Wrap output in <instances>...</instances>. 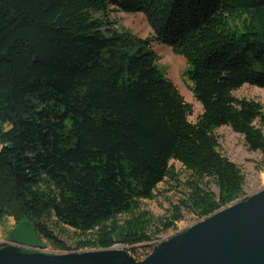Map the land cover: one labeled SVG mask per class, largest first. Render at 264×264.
<instances>
[{"label": "trees", "instance_id": "trees-1", "mask_svg": "<svg viewBox=\"0 0 264 264\" xmlns=\"http://www.w3.org/2000/svg\"><path fill=\"white\" fill-rule=\"evenodd\" d=\"M110 7L143 13L152 37L114 28ZM153 42L186 59L195 123ZM245 86L264 88V0H0V229L29 220L64 253V227L81 235L76 252L135 247L184 209L200 221L242 199L215 131L264 155L263 107L234 96ZM175 163L187 194L155 220L142 202L180 182Z\"/></svg>", "mask_w": 264, "mask_h": 264}, {"label": "water", "instance_id": "water-1", "mask_svg": "<svg viewBox=\"0 0 264 264\" xmlns=\"http://www.w3.org/2000/svg\"><path fill=\"white\" fill-rule=\"evenodd\" d=\"M127 248L49 252L25 220L0 248V264H264V187L158 243L143 260Z\"/></svg>", "mask_w": 264, "mask_h": 264}, {"label": "rangeland", "instance_id": "rangeland-1", "mask_svg": "<svg viewBox=\"0 0 264 264\" xmlns=\"http://www.w3.org/2000/svg\"><path fill=\"white\" fill-rule=\"evenodd\" d=\"M97 17L100 16L97 15ZM107 18L109 21L115 23L113 26L114 28H124L141 39L152 37L151 28L149 27L143 13H125L119 9L110 7V11L107 13ZM152 49L159 56L158 65L163 70L166 78L175 84L185 101L192 105L193 113L189 119L191 122L195 123L198 120V117L203 113V109L191 90L192 84L186 74L189 68L186 59L175 54L169 46L158 42L152 43ZM234 96L237 99L255 101L261 104L264 109V88L245 86L236 91ZM256 126L259 127V124L256 123ZM215 134L218 137L221 154L234 162L244 175V197L262 189L264 187V181L262 179V176L264 175V155L260 152L251 151L247 146L244 137L235 133L230 127H221L215 131ZM175 167L176 172L180 174V182H166L160 184L156 191L155 199L142 202V210L148 211L151 217L155 220L167 217L172 209V205L178 204L179 201L185 197L186 187L184 185L187 184L190 176L179 163H175ZM211 191L215 194L219 193L218 188L214 186L211 188ZM182 215L183 218L177 223L176 228L162 234L160 240L158 239L135 247H128L127 250L130 252V255L133 257L137 255L143 257L147 253L151 254L153 248L158 243L176 233L186 230L198 222L196 217L186 209L182 211ZM120 220L123 221V216ZM15 224L16 223L13 219H8L5 225L0 229V245L4 246L8 241V235L10 231L15 228ZM157 227L158 226L155 223L151 233L155 232ZM64 229L65 230L61 235L58 233H56V235L58 234V238L66 243V245L73 250L72 252H76V243L80 240L81 235L75 233L70 228L64 227ZM41 240L46 245V251L59 252L55 251L46 240L43 238ZM134 250L136 251V254H134Z\"/></svg>", "mask_w": 264, "mask_h": 264}, {"label": "bare ground", "instance_id": "bare-ground-1", "mask_svg": "<svg viewBox=\"0 0 264 264\" xmlns=\"http://www.w3.org/2000/svg\"><path fill=\"white\" fill-rule=\"evenodd\" d=\"M262 179H263V181H264V175L262 176ZM185 186V185H184ZM187 194V193H186ZM155 226V225H154ZM158 229V228H157Z\"/></svg>", "mask_w": 264, "mask_h": 264}, {"label": "flooded vegetation", "instance_id": "flooded-vegetation-1", "mask_svg": "<svg viewBox=\"0 0 264 264\" xmlns=\"http://www.w3.org/2000/svg\"><path fill=\"white\" fill-rule=\"evenodd\" d=\"M6 243H7V242H6ZM6 243H5V244H6Z\"/></svg>", "mask_w": 264, "mask_h": 264}]
</instances>
